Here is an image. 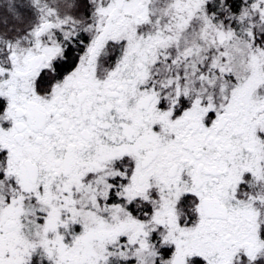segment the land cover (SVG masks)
Listing matches in <instances>:
<instances>
[{"label": "snow or ice", "instance_id": "1", "mask_svg": "<svg viewBox=\"0 0 264 264\" xmlns=\"http://www.w3.org/2000/svg\"><path fill=\"white\" fill-rule=\"evenodd\" d=\"M0 264H264V0H3Z\"/></svg>", "mask_w": 264, "mask_h": 264}, {"label": "rangeland", "instance_id": "2", "mask_svg": "<svg viewBox=\"0 0 264 264\" xmlns=\"http://www.w3.org/2000/svg\"><path fill=\"white\" fill-rule=\"evenodd\" d=\"M3 2V0H0V3H2Z\"/></svg>", "mask_w": 264, "mask_h": 264}]
</instances>
